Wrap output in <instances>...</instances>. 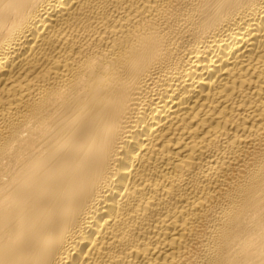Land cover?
<instances>
[{"label":"bare ground","instance_id":"bare-ground-1","mask_svg":"<svg viewBox=\"0 0 264 264\" xmlns=\"http://www.w3.org/2000/svg\"><path fill=\"white\" fill-rule=\"evenodd\" d=\"M0 264H264V0H0Z\"/></svg>","mask_w":264,"mask_h":264}]
</instances>
